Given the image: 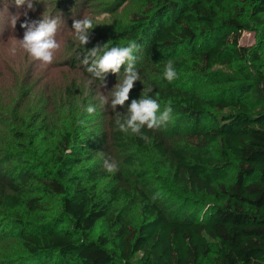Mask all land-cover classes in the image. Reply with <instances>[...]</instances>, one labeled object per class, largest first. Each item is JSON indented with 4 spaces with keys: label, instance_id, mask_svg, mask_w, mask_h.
I'll return each mask as SVG.
<instances>
[{
    "label": "trees",
    "instance_id": "obj_1",
    "mask_svg": "<svg viewBox=\"0 0 264 264\" xmlns=\"http://www.w3.org/2000/svg\"><path fill=\"white\" fill-rule=\"evenodd\" d=\"M148 9L150 14L122 29L119 36L139 45L135 54L143 52L145 63L157 62L150 68L154 75L163 76L165 63L173 60L178 78L170 83L175 90L160 92L164 98L179 99L195 124L205 117L207 106L230 108L232 113L224 115L217 128L199 131L198 153L175 148L160 132L146 127L141 131L150 139L134 135L133 141L145 151L155 150L172 160L175 174L211 196L217 205L199 218L169 219L140 190V227L120 221L113 240L103 234L92 240L97 221L111 220L113 202L129 194L112 189L111 199H106L73 172L80 162L79 151L89 146L79 139L83 144L75 145L68 158L56 157V170L42 178L46 193L61 197L74 227L57 229L44 222L23 220L18 211L42 209L41 198L15 194L24 188L26 179L8 184L0 181V211L6 212L0 220V234L19 237L38 264H132L138 253L142 254L140 264H203L211 253L216 264H264V74L252 80L241 69L246 80L240 88H230L229 95L221 91L217 97L205 99L189 89L177 88L181 75L190 71L187 55L198 58L208 69L247 60L249 49L240 45V39L252 24L264 31V0H148ZM251 56L259 59L257 51ZM249 97L254 102L250 103ZM218 140L222 144L220 158L209 149ZM229 173L230 179L224 180ZM28 175L33 181L39 178L37 172ZM99 176L91 172L88 181L94 182ZM109 243L114 247L111 251ZM213 243L217 245L215 251Z\"/></svg>",
    "mask_w": 264,
    "mask_h": 264
},
{
    "label": "rangeland",
    "instance_id": "obj_2",
    "mask_svg": "<svg viewBox=\"0 0 264 264\" xmlns=\"http://www.w3.org/2000/svg\"><path fill=\"white\" fill-rule=\"evenodd\" d=\"M27 5L17 7L14 0H0V181L8 184H26L15 194L23 198H41L42 209L37 211H18L23 220L33 224L47 223L57 229L72 228L74 223L65 213L62 199L53 193H46V173L56 170V157L68 158L81 141L89 144L82 147L80 162L73 172L88 186H95L97 195L111 199L110 190L125 191L120 199L113 202L109 213L111 220L97 221L91 234L96 240L101 234L113 240L119 222H131L139 228L143 221L142 197L140 190L155 202L169 219L192 220L205 215L217 205L211 196L192 188L181 176L175 174V163L162 157L157 151H145L135 144L132 134L117 130L115 112L110 106L102 105L98 92L107 94L118 81L117 74L108 73L102 81L91 84L90 74L81 63V45L75 40L71 29L73 19L84 16L93 18L91 42L85 45L90 49L98 42L109 46H126L129 41L120 38V31L130 27L134 21L147 16L148 0H39L35 11H28L27 19H39L42 14L58 20L56 39L60 43L54 62L41 66L17 47V54L11 56L7 49L22 39L25 29L21 24L26 17L22 15ZM20 14V15H19ZM150 14V13H148ZM15 27L11 21L18 17ZM119 31V32H118ZM119 34H118V33ZM240 45L249 49L246 61H236L231 65H216L208 69L204 63L192 55H187L190 71L179 78L178 89H189L200 98L217 97V93L230 88L238 89L245 82L243 69L252 80L264 74V31L256 25L242 33ZM257 51L259 59H252L251 53ZM136 60V68L141 81L135 82L125 107L117 106L116 111L124 113L132 99H139L144 88L151 87L149 96L157 97L161 110L167 104L173 108L172 119L166 126L157 130L169 143L189 153H198L200 130L207 132L222 123L224 115L231 109L219 110L207 106L205 117L199 124L186 112L179 99L166 100L160 93L173 87L164 81L163 76L154 75L150 68L157 62H148L143 52ZM75 65V66H74ZM143 65L147 67L141 69ZM148 68V69H147ZM124 66L120 76L123 75ZM249 102L254 100L249 97ZM95 106V113L88 114L87 106ZM192 121V122H191ZM69 138V142L68 139ZM213 156L220 158L221 141L209 146ZM78 151L79 149H75ZM111 157L118 163L119 170L114 174L103 168V160ZM37 172L33 181L28 175ZM98 172L96 181L89 182L88 175ZM29 176V180L27 179ZM231 173L224 180H229ZM11 193H14L11 191ZM158 194V195H157ZM156 196L153 200L152 197ZM6 212L0 211V220ZM113 250V244L107 245ZM214 251L217 249L213 243ZM142 254H136L132 264H140ZM25 250L19 237L13 234H0V264H38ZM56 261V259H55ZM118 264L123 262L117 261ZM215 255L209 254L203 264H216ZM50 264H54L52 261Z\"/></svg>",
    "mask_w": 264,
    "mask_h": 264
},
{
    "label": "clouds",
    "instance_id": "obj_3",
    "mask_svg": "<svg viewBox=\"0 0 264 264\" xmlns=\"http://www.w3.org/2000/svg\"><path fill=\"white\" fill-rule=\"evenodd\" d=\"M14 2L17 7L27 5L22 13L26 19L21 24L25 31L23 38L16 39L17 43L7 49L8 54L15 56L18 47L34 61H38L41 66L51 65L61 47L56 39L58 20L44 14L36 20L27 19L28 11H35V4L39 3V0H14ZM18 19L19 16L11 21L13 27ZM93 25V18L84 16L73 19L71 27L75 40L82 46L80 49L83 55L81 63L90 74L89 83L100 80L102 87H105L106 75L108 73L117 74V83L106 95L98 92L100 102L104 106H110L115 112L117 130L125 134L139 135L141 139L148 141L150 138L145 136L141 130L145 127L148 130H159L166 126L172 119L173 108L169 103L161 110L158 94L157 97L149 96L153 89L148 87L143 89L139 99L131 100L124 113L116 111L117 106L125 107L135 82L141 81L136 68L137 57L135 55L139 50V45L135 41H130L126 46H109L107 43L98 42L90 49L85 48V45L91 42L90 33L94 29ZM122 66L124 70L123 75L120 76ZM162 75L169 83L178 78L173 60L169 59L165 63ZM95 110L93 105L85 109L88 114H94ZM103 168L112 174L119 170L118 163L111 157L103 160ZM152 199L155 200L156 196L154 195Z\"/></svg>",
    "mask_w": 264,
    "mask_h": 264
}]
</instances>
